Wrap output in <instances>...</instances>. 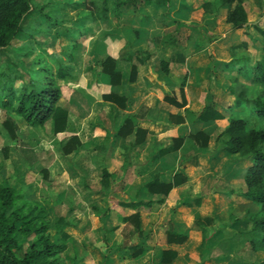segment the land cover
<instances>
[{
	"label": "rangeland",
	"instance_id": "1",
	"mask_svg": "<svg viewBox=\"0 0 264 264\" xmlns=\"http://www.w3.org/2000/svg\"><path fill=\"white\" fill-rule=\"evenodd\" d=\"M75 1L77 0H35L42 7V12L35 11L30 14L24 22L20 39L0 51V69H7L6 74L14 78V87L25 86L29 89L30 84L38 86L43 79L47 82L52 78L51 81L58 86L62 96V103L59 105H63L70 114L65 129L55 132L54 123L51 121L43 127H28L9 109L0 107V182L8 181L16 190L22 191L25 199L45 208L51 222L49 234L52 241L59 242L61 238L54 222L62 217L68 223L69 226L61 228L69 235V239L65 241L66 249L61 254L63 264H158L160 251L168 247L167 230L171 220L183 222V227H188L186 242L175 245L182 261L177 260L171 264H198L203 260H208L206 264H212L214 243L206 240L204 247L198 245L205 231L213 232L215 222L211 219L205 222L200 216L214 207L219 211L226 206L218 201L214 205L211 202L204 212L198 210V206L194 204H178L181 201H191L190 196L197 193L198 185H206L204 178L197 180L187 176V188L173 189L165 197L167 200L169 198L168 205L139 210V216L129 222L124 223L120 213L126 216L132 212L123 209L121 211L119 207L111 209L112 203L118 200H131L139 185L151 179L158 170H162L160 164L150 162L157 148L170 143L169 138L162 132V125L150 128L155 132V139L149 136L148 140L144 137L141 140L139 135H143L142 127H146L145 124L142 121H131V131L123 130V135L115 137L110 144L106 136L120 128L124 120L119 117L111 120L106 104L101 106L97 120L89 123L85 118L93 103L102 100L103 94L115 93L111 89L109 75L103 72V63L108 58L113 60V69L120 77L117 85L120 86L119 96L117 95L119 100L111 96V103L115 107H122L123 103L124 106L127 105L125 94L128 90L123 85L128 78L130 66L126 60L128 55H132L137 66L134 55L138 53H150L151 58L144 67L137 66V83L131 85L134 87L131 88L133 95L143 94V90L153 91L150 89L153 87L160 89L159 98L162 100L165 94L162 90L165 88L158 70L161 59L170 62L171 76L179 84L167 88L170 95L177 97L178 101H181L179 86L185 77L183 91L186 103L183 108H166L167 111L170 110L169 118L173 119L170 121H177L176 115H181L184 121H189L188 129L192 131V115H197L203 109L207 94L213 97L212 104L216 109L228 114L224 108L231 106L234 101L229 87L235 76L234 73L232 75L221 72L215 67L218 61H228L230 48L242 42H247L244 49L253 63L264 58V35L254 26L256 23L264 31V0H260L261 8L259 0H244L250 20L240 30L226 26L224 10L214 20H206L201 0H171L168 10L140 6L124 10L120 19L110 10L107 19L98 20L93 19L87 10V7H93L90 0H86L87 6L73 9L68 4ZM182 4L190 5V9L182 7ZM176 22H183L185 26ZM247 33L251 37L248 38ZM198 39L201 43H198ZM159 40L163 41L161 45ZM176 50L185 54L186 62H175L173 53ZM59 66L69 69L70 76L63 81L54 79ZM223 70L226 71L225 66ZM238 82L242 86L235 90L236 93L244 90V84L247 83L240 77ZM0 85L8 86L9 81L0 76ZM145 95L144 100L148 102L149 95ZM121 98L125 102H120ZM155 99L153 97V101ZM163 108L158 100L155 108H152L153 115L156 113L158 119H166L168 116L161 111ZM145 112L146 110H141L139 117H145ZM241 116L250 127L264 128V119H259L250 112ZM7 119L17 127L14 138L10 137L3 126ZM202 128L211 136L210 142L213 143L223 130L224 121L210 123ZM148 129L144 130V134ZM188 129L184 134L188 133ZM130 140L134 141L136 149L132 150V158L127 166L134 167L128 169L125 168L128 154L125 156L124 151ZM70 148L72 151L67 152ZM190 148L191 146L184 144L181 152L190 153ZM107 153L110 154V171L114 177L111 191L102 190L100 185L103 156ZM230 158L233 160H230L228 169L232 165L231 169L243 174L248 162L243 161L246 167H235L240 166L242 162H236L243 159L238 155H231ZM167 162L177 163L184 169L189 167L183 156ZM202 165L212 166L210 162L203 161ZM222 165L217 163L215 167ZM171 174V170L165 169L162 180H169ZM158 196L160 195H154L156 198ZM236 226L231 230H240L241 225ZM249 226L246 221V226H242L239 235L235 236L236 248L242 249L244 246L247 250L250 249L246 244L250 234L245 233ZM183 227L173 225L177 230H183ZM231 230H227L225 234L232 233ZM139 240L143 241L141 248L143 252L146 249V255L132 258ZM119 249L125 250L127 258H123ZM26 250L27 241L20 239L16 256L22 258ZM227 250L230 251V248L227 247L225 251ZM234 250L231 249L227 258L235 259ZM252 254L259 255L260 261L264 259L262 252ZM184 256L187 261L183 260ZM235 256L241 261L248 257L241 250Z\"/></svg>",
	"mask_w": 264,
	"mask_h": 264
},
{
	"label": "trees",
	"instance_id": "2",
	"mask_svg": "<svg viewBox=\"0 0 264 264\" xmlns=\"http://www.w3.org/2000/svg\"><path fill=\"white\" fill-rule=\"evenodd\" d=\"M203 1L202 8L206 15H216L220 10L226 9L225 22L232 25L233 30H238L249 23V14L244 7V0ZM86 2V0H77L68 5L76 9L87 6ZM89 3L93 7H87V10H89L93 19L98 20L107 19V14L110 10L116 18L120 19L124 10L136 9L140 6H155L168 9L170 8L171 0H90ZM181 6L190 9V5L182 4ZM259 7H262L261 1ZM41 10L42 7L37 5L35 0H0V51L8 48L13 41L20 39L24 29V22L28 19V16L35 11L41 13ZM255 24V28L264 35V31ZM237 48H246V44H239L232 49V52ZM149 58V53H138L135 56L139 64L146 63ZM113 63L112 59H106L103 63V72L109 75L110 84L117 86L120 83V77L119 73L114 71ZM129 63L127 82L132 83L135 81L137 74L136 65L132 63V58L129 59ZM228 64L238 66V73L247 83L244 84V90L236 95L234 106L231 108V115L227 119V125L216 137V141L226 137L222 145L224 152L250 160V165L244 171L243 182L245 191L243 194L258 206V211L254 215L247 216L251 223L248 244L254 252H263L264 254V128L250 127L241 116L250 112L255 117L264 119V58L251 64L248 57L232 55V60ZM6 70L5 67L0 69V76L9 81L8 86L0 85V107L6 110L9 109L33 128L43 127L49 119H52L55 132H62L65 129L68 112L56 106L60 98V89L51 81L52 78L47 82L43 79L38 86L30 84L29 89L25 86L14 87V78L9 76L8 73L6 74ZM159 70L163 74L168 75L169 63L163 60L160 61ZM69 76V69L59 66L55 72L54 79L63 81ZM185 81L184 77L180 84V103H177L174 98H167L171 104L177 107H182L186 103L183 91ZM239 84L241 83L235 79L229 87V91L233 93L235 87L239 86ZM111 96H115L119 100L115 94L102 95V99L111 102ZM120 102H125V99L121 98ZM122 107H124V103ZM196 119L201 122H209L220 121L225 118L222 113L207 105ZM3 126L10 134V137L14 138L15 130H17L16 125L7 119L3 122ZM130 127L131 122L125 120L118 129L116 137L122 136V131L125 129L130 132ZM138 134L136 133V135ZM191 138L201 148L206 147L209 140L208 136L203 132H198L192 135ZM176 142L173 146L158 150L153 159L157 160L178 150L182 139H177ZM71 151L72 149L70 148L67 152ZM110 178L111 174L106 168H103L100 180L102 190L109 189ZM159 178L160 174L154 175L150 181L138 189V193L148 192L152 195H160L158 199L134 200L130 202L116 201L112 203L111 209L115 210L118 207L121 208V211L140 208L150 209L154 204H162L165 197L174 187H178L185 182V178L182 175H175L173 181L169 184L161 183ZM120 214L124 223L139 216L138 213L130 216H125L123 213ZM54 226L57 227L60 233L59 242H54L50 238L49 229L51 222L48 219L45 208L25 199L22 191L16 190L8 181L3 180L0 182V264H63L61 254L66 249L65 241L69 239V235L63 232L61 228L69 225L64 218L59 217L54 222ZM20 239L27 241V250L22 258H18L15 254L19 249ZM185 240V236L176 234L168 228L167 243L182 244ZM204 241L205 239L202 242V246ZM142 243L143 241L139 240L138 246H135V250L132 253V258H137L142 254ZM119 252L123 258H127L125 250L119 249ZM176 257V251H163L159 264H171ZM199 264H205L204 260L200 261ZM259 264H264V259Z\"/></svg>",
	"mask_w": 264,
	"mask_h": 264
},
{
	"label": "crops",
	"instance_id": "3",
	"mask_svg": "<svg viewBox=\"0 0 264 264\" xmlns=\"http://www.w3.org/2000/svg\"><path fill=\"white\" fill-rule=\"evenodd\" d=\"M201 1H202V3L204 2L203 0H201ZM184 10H186V9H184ZM223 10L225 11L224 12V22H225L226 9H222V10H220V12L223 11ZM220 12L218 14H216V15H206L204 13L205 14L204 16L206 17V20L212 21V20H214V17H217L220 14ZM176 23L180 24L182 26H185L184 25L185 23H183V22H176ZM225 24H226V26L228 28L233 29L232 25L227 24L226 22H225ZM245 26L246 25H244L243 27H245ZM142 27H144V26H142ZM242 28H240V29H242ZM240 29H238V30H240ZM247 36L249 38V37H251V34L247 33ZM155 39H157V38H155ZM161 41L159 42V45H161L160 43H163V41L162 42ZM156 43H157V40H156ZM198 43H201L199 39H198ZM242 43H245L246 47H247V42H242ZM155 45H157V44H155ZM174 46H176L175 43H174ZM161 47H163V46H161ZM234 47H236V46H234ZM234 47H231L230 50H229V58L230 59H228V61H218L217 65L215 67L217 70H220L221 72H226V73H229V74H232V75L234 73L235 77L231 79V84H232V82L235 79L238 80V77L241 78L240 74L238 73V66H232V65L228 64L232 60V55H235L236 57L245 56V57L249 58V55H248L247 51L244 48H237L234 52H232V49ZM238 49H244V50H239L238 51ZM149 55H150V58H151V54L150 53H149ZM173 55L176 58V61L174 60L175 62H177V63L186 62L185 54L183 52L176 50L173 53ZM134 56H136V55H134ZM112 58H115V57H112ZM130 58H132V63L135 64L134 61H133L132 55H128L127 56V60H126L127 64L130 65V63H129V59ZM134 59H135V57H134ZM249 60H250L251 64H253V62H252V60L250 58H249ZM160 61H162V59ZM160 61H159V63H160ZM163 61H166V60H163ZM258 61H260V60H258ZM167 62L170 64L169 61H167ZM159 63H158V68H159ZM138 65H137L138 67H144L145 63L144 64H139L138 63ZM137 66H136V73L138 72V67ZM223 66L226 67V71L223 70ZM159 76L162 78L163 85H164V88H165V90H162V92L165 93L163 95V97H162V100L159 98V92H161L160 89L153 88V87L150 88L153 91H150V90L144 91L143 90V94L141 93L142 95L141 94L133 95V92H132L131 88L133 89L134 87H131V85H134L135 83H137V74H136V78H135L134 82L128 83L127 82V78H126V80L124 82V85H123V88L125 90H128V92H127L128 94L127 93H126L127 95L125 94V96L128 99V102H127L126 106H124V107H117L116 106L115 107V105L112 104L111 102L104 101L102 99L101 101H97V102L93 103V105L91 107V111H90L89 115L85 118V120L88 121L89 123H92L93 121L97 120L98 117H100L99 115H100L101 106H104L106 104L105 106H107L109 108L108 109L109 110L108 114H109V117L111 118V120L114 121L116 117H119V119L122 118V120H124V121L125 120H129L130 122L131 121H138V122L142 121V124H145V126L147 128H149L147 133L145 132V134L139 135V139L141 138V140H142L143 137L146 138L145 140H148L147 137H149V136L155 139V132L153 130H150V128L152 126L155 128L159 124L162 125V129H164L162 132H164L165 136H167L166 138H169V142L170 143L166 144V145H163V146H160L159 148H157L156 151L151 156V158H150L151 161L150 162H152V163L154 162V163L160 164L159 165V166H161L160 169H162L161 171L158 170V172H155L154 175L160 174L159 180H160L161 183H164V184L171 183L173 181V177L175 175H182L185 178V182L183 184H181L180 186H178V187H174L173 189L187 188V187H185L187 185V182H189L188 181L189 179L187 180V176H188V178L193 177V178H195L197 180H200V179H203V178L206 180V182H207L206 185H204L203 187H200L198 185L197 193L193 197L190 196V200L191 201H181L178 204H184V205H187V206H189L191 204H194V205L198 206L197 207L198 210L199 209L200 210H204V212L210 206L211 202H212V205H214L218 201L220 204L226 206V207L220 209L219 211H217L216 207H214L210 212L203 213V215L200 216L201 218H204L203 220L205 222H208V220L211 219L213 221V223L215 222V226L216 227L214 226V229H212L213 232H211V231L206 232L205 231L202 234V237H201L202 241H200L198 247L202 246V242H203L204 239H205V241H204V244H203L202 247H204L206 245L205 244L206 240H209V242L214 243L213 246H215V250H212V252H213V255H212L213 262H212V264L213 263L214 264H259L261 262L260 259L258 260V256L259 255L255 256L254 254H252V252H254V251L250 248V246H249V248H250L249 250H247L246 247H244V246L242 247V249L235 247L237 245L235 243V239H234L235 236L239 235L240 231L242 230V226H246V221L249 223L250 226H249V228H247L245 233L249 232V230L251 228V223L247 219V216L254 215L258 211V206L253 205L251 203V201L249 199H247L244 196V194H243L244 191H245V186H244V182H243L244 172H243V174L237 173L235 171V169H231L232 165L228 169V165H230V160H233V159L230 158L231 157L230 154H228V153H226V152H224L222 150V145H223V142L226 140V137H224V139H222V140L220 138V143H217V142H219V140L216 141V137L223 130L215 137V140H214L215 142L211 143L210 142L211 136L202 127L203 126L205 127V126H207V124H210V123L216 124L217 121H209V122L198 121L196 118L201 113V111L203 109L195 116H193L190 113L192 115L193 119H194V121H191V127L193 128L192 131L190 129H188V125H189L188 122L189 121H184V118L181 115H176L177 116L176 117L177 121H170L171 118H169V116H168V114H170V113H168V111H170V110L167 111L166 108L169 109V108L177 107V106H175L174 104H171L167 100V98L168 99L169 98H174L177 103H180L181 101H178V98L175 97L174 95H172V94L170 95V93L167 90V88L170 89V86L174 87V86H178L179 84H178L177 80H175L171 76L170 65H169V74L165 75V74H163L160 71ZM227 76L229 77V75H227ZM231 84H230V86H231ZM239 86H242V85L239 84ZM239 86H236L235 89H234V92L231 93L234 96V99H233L234 101L232 102V105L228 106L229 108L228 107L224 108L228 114H225L224 111L216 109L215 106H213V104H212L213 103V97H211V95L207 94L205 96V105H204V107L207 106V105H210L216 111H218V112H220V113H222L224 115L225 119L224 120H220V121H224V128L227 125V119L231 115V108H233V106H234L236 95L240 93V91L238 93L235 92V90ZM112 88H113L115 93H112V92L111 93L112 94H116V95L119 96L120 86H111V89ZM140 90L142 91V89H140ZM105 94H107V93H105ZM105 94H103V95H105ZM145 94L149 95V97H148L149 101L148 102H146L144 100L145 96H146ZM122 96H124V95H122ZM150 97H151V99H150ZM153 97H156V99L154 101H153ZM61 98H62V96H61V93H60V98L58 99L56 106H58V107H60L62 109H65L64 107H62L63 105H59L60 103H62ZM158 100L160 101V104L164 107L163 108L164 111L163 110H161V111L163 113L166 112V115L168 116L166 119L163 118V117H160L158 119L157 114L155 113L153 115V113H152V108H155ZM143 109L146 110V112H145L146 116L145 117H139V115L141 113V110H143ZM65 110L67 111V109H65ZM183 110H185V109H183ZM147 115H150V117H148ZM68 116H70L69 112H68ZM176 118H174V119H176ZM161 120H164V121H161ZM171 120H173V119H171ZM48 121L53 122L52 119H49ZM25 124L27 125L26 122H25ZM131 126H132V122H131ZM146 127H144V128L142 127V131L143 132H144L145 129H147ZM118 129L119 128H117L112 134L110 133L109 136H106V138L108 139L110 144L113 143V141H114V139L116 137V133H117ZM187 129H188V133L186 132V134H184V132L187 131ZM173 130H175V131H173ZM198 132H203L209 138L207 146L204 147V148H201V147L197 146L194 143V141L192 140V138H191L192 135H195ZM177 139H182V143L180 144V147L178 148V150H176L175 152L169 153V154H167V155H165V156H163V157H161V158H159L157 160L153 159V157L155 156V154L157 153L158 150L173 146L174 143L175 144L177 143L176 142ZM145 140H143L142 143H144ZM164 140H166V139L164 138ZM133 143H134V141L130 140L127 143L128 146H127V148L124 151V155L125 156L128 154V160L125 163V168L129 165L130 160L132 158V155H131L133 153L132 150L136 149V145L135 144H134V146H132ZM184 144H186V145L188 144L189 146H191L190 153H188V151L185 154L181 152V147ZM126 151H127V153H125ZM109 155L110 154L107 153V154H105L103 156L104 163L102 164V168H101V172H102L103 168H106L108 170V172L111 174L110 187H109L108 190H104V191H111V182H112V180H114L113 174L110 171L111 162H110V156ZM181 156L184 157V160L186 161L185 163H187L188 166H189V167H187V169H184L183 166L179 167V165H177V163L175 164V163L167 162L169 159H172V160H174L176 158L180 159ZM202 161L204 163L210 162L212 164V166L211 165L210 166L202 165ZM243 161L248 162L246 164L247 167L250 165V160L249 159H243L241 161L236 162V163H240V162H242V163H241L240 166H235V167H243L244 166L243 165ZM162 162H163V165H161ZM217 163H220V164L222 163L223 165L219 166V168H217V167H215V165ZM131 166L134 167V165H130L127 168L130 169ZM246 166H244V167H246ZM165 169L171 170V173H172L171 175L172 176L170 177L169 180H165L164 181V180H162V176H163V173H164ZM152 177H151V179H152ZM151 179H149L148 181H150ZM147 182H145V183H147ZM145 183H143V184H145ZM143 184L138 186V188L135 191L134 196H133V198L131 200H125V201H119L118 200V202H130V201H134V200L147 201V200H156V199L159 198V196L156 198L152 194H151V196H149L147 194L148 192L138 193V189ZM197 197H200V199H197ZM168 202H169V198H168V200H167V198H165L164 202L162 204H154L151 208H153L154 206H163V207H165ZM142 209H145V208H140V209H137V210H129L130 212H132L130 215L135 214V213H139L138 211L142 210ZM150 209H146V210H150ZM178 214H180V213L178 212ZM130 215H126V216H130ZM172 221L173 220H171V222ZM171 222L169 223L168 228H170V230H172V232H174L176 234L185 236L186 240H187V237H188L187 228L188 227H186V226L183 227V224H182L183 222H179V221H176V220H175V222H172V223ZM238 224L241 225L240 230L237 229L236 231H232L231 229L234 228V227H237L236 225H238ZM173 225H177L178 227H180L182 225V227L184 229L183 230L182 229H180V230L174 229ZM229 229L232 231V233H229V234L226 235L225 233H227V230H229ZM227 237H229V238H227ZM186 240L182 244H184L186 242ZM246 244H248V240H247ZM167 245H168V247L166 249H162L160 251L161 252L160 253L161 256H160L158 264L161 261L162 252L166 251V250L176 251L177 257L175 258V260L173 262H176L177 260L178 261L179 260L182 261L181 255L179 253V249L175 248V245H181V244H169V243H167ZM227 247L230 248V251L229 250L225 251V249ZM231 249H235L233 251L235 259L227 258L228 254L231 252ZM240 250L241 251H245L247 253V255H248L247 259L244 260V261H241L240 259H237L236 256H235V253H238ZM220 253H222V254L220 255ZM254 253L258 254L260 252H254ZM144 255H146V249L145 248H144V252H142V254L139 257L141 258ZM183 260L187 261L185 256H184ZM206 262H205V264H206Z\"/></svg>",
	"mask_w": 264,
	"mask_h": 264
}]
</instances>
